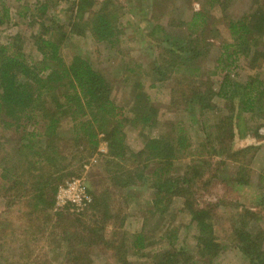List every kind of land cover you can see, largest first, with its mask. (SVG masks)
<instances>
[{"label": "trees", "instance_id": "1", "mask_svg": "<svg viewBox=\"0 0 264 264\" xmlns=\"http://www.w3.org/2000/svg\"><path fill=\"white\" fill-rule=\"evenodd\" d=\"M21 1L16 0V3L20 4ZM60 1L36 0L33 4L14 7L23 18H27L31 12V25L42 24L37 33H31L34 45L42 55L40 61L27 56L22 34L13 37L7 44H0V197L5 198L8 208L23 202L29 222L48 223L59 186L65 184L68 178L82 175L80 171H70V167L77 164L79 169H83L85 162L89 163L88 160L98 152L104 141L107 152L100 162L108 175L105 174L101 182L106 183V190L110 192L106 191L101 198L95 195L92 209L97 211L102 207L105 212L98 220V232L95 233V229L86 225L82 218L75 219V226L80 229L74 232L70 226H60L56 233L58 244L68 249L65 250L64 264H91L92 251L101 245L115 248V256L121 254L117 262L126 260V251L121 249L122 246L115 245L113 238L105 239L108 222L119 216L112 212L111 195L119 188L125 189L133 184L135 179L141 181L144 169L149 166L154 177L151 185L154 210L151 209L150 218L165 214L173 198L181 196L184 198L181 212L189 215L190 227L195 230L197 238V247L193 250L173 247L164 251L153 264H214V258L224 248L214 234V203L204 207L198 204L196 186L200 179L199 165L191 162L186 166L184 175H174L173 167L178 155L189 154L192 146L186 127L182 122H173L169 131L150 138L141 151H131L126 144V124L132 122L134 125L153 127L158 123L157 109L152 104L143 103L144 110L139 111L134 119H123L125 115L122 109L110 98L111 88L106 77L95 69L88 58L76 55L70 63L65 62L61 55L63 38L46 25L54 18L48 15L49 9ZM176 1L152 0L153 19H158V11L159 14L175 11ZM198 2L201 10L193 9L194 0H183L186 11H191L187 20L170 17L166 26L156 24L153 27L146 38L156 53L155 58L148 67L138 65V69L142 70L143 77L152 82V86L174 81L176 86L171 94L176 106H192L204 113L213 109L211 101L214 97H221L228 100L233 113L234 101L239 99V117L252 113L264 119L263 78L255 74L243 83L230 74V68L235 63L232 56L245 55L242 51L244 47H248L246 56L252 68L256 62L264 60V51L261 56L250 58L251 52L257 54L254 45L249 49L255 35L251 27L252 14L237 19L232 12L234 0ZM95 5V0L72 3L71 7L77 8L79 13L77 20L68 26L70 34L85 37L89 33L97 43L106 46L116 44L122 33L119 23L123 14L122 5L114 0H105L94 11ZM11 8L6 2L0 8V30L4 25L13 23ZM219 8L235 43H226L223 48L229 54L218 59L222 66H218L217 70L228 72L219 83V88L215 91L210 85L204 90L203 87L210 82L203 81L198 65L206 56L211 41L220 36L215 14ZM259 32H264V28ZM62 36H65L64 32ZM233 117H225L216 126V142L220 143L222 153L229 150L225 143L234 136ZM65 123L68 128L63 129ZM100 134H104L103 139L99 138ZM135 158L143 159V164L142 161H135ZM130 160H133V164L129 163ZM239 175L240 180L245 178L243 172ZM151 220L148 218L144 229L133 236L130 243L132 249L140 252L146 248L145 241L149 237L145 228ZM239 235V249L249 257L250 264H264V233ZM22 252L16 264H35L31 256ZM15 261L7 260L3 264H15Z\"/></svg>", "mask_w": 264, "mask_h": 264}, {"label": "rangeland", "instance_id": "2", "mask_svg": "<svg viewBox=\"0 0 264 264\" xmlns=\"http://www.w3.org/2000/svg\"><path fill=\"white\" fill-rule=\"evenodd\" d=\"M35 1L23 0L20 4H33ZM95 1L94 11L98 10L105 0ZM114 1L123 7V14L119 19L122 33H120V40L114 45L106 46L97 43L89 33L85 37L70 34L71 29L68 26L77 20L79 13L77 8L73 9L71 6L78 0H61L57 6H52L48 15L51 14L54 18L46 25L63 38L64 45L61 48V55L66 63H70L74 56L80 55L88 58L95 69L106 77L111 88L110 98L122 109L125 115L123 119L127 118L130 121L134 119L139 111L144 110L143 103L152 104L157 109L158 123L153 127L134 125L132 122L125 121V124L127 123L124 129L126 144L131 151L136 153L141 151L150 138L164 135L166 131H169V126L173 122H182L192 140V146L189 154L180 153L178 155V159L174 162V175L176 177L184 175L186 166L191 162L199 165L200 179L196 186L198 204L204 207L208 206L206 204L214 203L213 209L216 210L215 220H213L214 234L218 243L224 248L214 258V264H250L249 257L239 249L241 239L239 233L253 236L258 235L260 231L264 233L263 117L252 113L241 114L239 117V99L234 101L233 113L228 100L221 97H214L211 101L213 109L206 110L204 113L192 106L186 108L176 106L171 94L176 83L168 81L152 86V82L142 76V70L138 69V65L148 67L155 58L156 53L153 48H150L146 38L153 27L156 24L166 26L170 17L187 20L191 11H186L183 0H177L174 4L175 11L172 10L167 14L166 12L159 14L158 11V19L154 20L152 0ZM5 2L12 6L13 23L1 28L0 44H7L16 35L22 34L26 41L24 48L27 56L31 60L40 61L42 55L35 47L31 33H37L42 24L31 25L33 21L31 12L27 18L20 17L14 8L20 5L16 3V0H0V8ZM192 6L194 10H201L198 0H194ZM232 12L237 19L243 18L246 14H252L251 27L255 35L249 44V49L254 45L257 47V54L254 55L255 52H251L250 58L252 60L255 56H261L264 51V32L260 33L259 30L264 28V0H234ZM215 14L219 21L217 24L221 30L220 36L211 41L206 56L202 57L198 66L203 74V81L210 82L203 89L212 85L216 91L219 83L228 73L227 70H217L218 66H222L218 59L222 55L228 56V51L223 47L226 43L234 44L235 41L223 19L222 9H216ZM259 25H262L261 28H258ZM177 35H180L179 32ZM247 49L248 47L242 49L245 55L232 56L231 59L235 63L230 68L231 77L245 83L249 76L259 74L264 80V60L256 62L255 67L252 68L246 56ZM231 115H234V136L225 143L230 151L224 150L222 153L220 143L216 142L218 135L216 126L225 117ZM66 128L68 124L65 123L63 129ZM99 138L103 139L104 134H100ZM106 148V143L102 141L98 152L88 160L89 163L85 162L83 169H79L77 164L70 167V171H80L81 177L68 178L65 184L59 186L66 189V186L74 182L76 178L75 180L80 182L77 187L81 185L79 190L82 187L84 197L88 200L80 204L73 203L75 207H72L63 202L58 204L57 194L56 204L50 211L51 219L44 225H41L40 221L29 222L27 220L26 206L23 202L17 201L18 203L8 208L9 204L4 200L5 198L0 197V264L7 260H16L14 262L16 264L22 250L26 256H31L35 264H64L65 250L68 249L58 244L56 237L61 225L70 226L74 232L80 229L75 226V219L82 218L86 225L95 229L94 233L98 232V220L101 219L105 210L101 207L95 211L92 205L96 196L101 198L110 192L106 190V183L101 182L106 173L100 160L107 152ZM135 161H142L143 164V159L135 158ZM129 163L133 164V160ZM240 172L244 173V179L240 180ZM152 173L153 170L149 166L144 169V178L141 181L135 179L136 182L126 186L125 189L119 188L111 195L112 212L119 216L108 222L105 227V239L112 240L113 238L115 245L122 246L121 249L126 251L124 253L126 257L124 262H126L124 263L123 259L117 262L121 254L113 255L115 248L101 245L92 251L91 264L109 262L112 264H153L164 251L173 247L190 250L197 247L195 230L189 224L190 217L186 212H181L183 197L173 198L165 214H156L150 218V211L154 210V192L151 189L154 180ZM125 179L128 180L127 176ZM148 218L152 219L145 228V233L149 238L145 241L146 248L138 252L131 248L130 243L133 236L144 229V223Z\"/></svg>", "mask_w": 264, "mask_h": 264}, {"label": "built area", "instance_id": "3", "mask_svg": "<svg viewBox=\"0 0 264 264\" xmlns=\"http://www.w3.org/2000/svg\"><path fill=\"white\" fill-rule=\"evenodd\" d=\"M79 183L80 182L78 180H74V182L72 181L66 186V189L61 187L58 193V199H57L58 204H60V202H63V204L65 203V205L72 204L73 207H75L74 204H80L87 201L88 199H85L84 197L85 195L82 192V187L79 190L81 185L77 187ZM61 195L64 196L61 197Z\"/></svg>", "mask_w": 264, "mask_h": 264}]
</instances>
